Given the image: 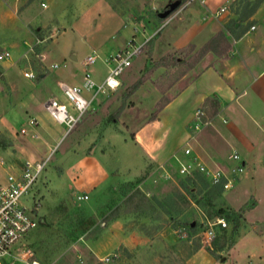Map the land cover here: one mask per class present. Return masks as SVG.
Returning <instances> with one entry per match:
<instances>
[{
    "label": "rangeland",
    "instance_id": "rangeland-1",
    "mask_svg": "<svg viewBox=\"0 0 264 264\" xmlns=\"http://www.w3.org/2000/svg\"><path fill=\"white\" fill-rule=\"evenodd\" d=\"M32 1L0 0V51L10 52V58L0 62V159L19 164V156L48 158L31 191L39 202L38 224L0 264H264V254L255 251L264 241L262 129L252 128L250 120L234 110L222 114V122L203 103L195 109L194 95L205 91L198 81L202 65L188 68L187 63L204 38L196 34L181 45L183 24L176 22L198 1L180 8L183 0H99L78 12L70 6L38 7L34 0V16L24 15L23 7ZM255 1L205 0L197 22L212 19L228 27L238 20L245 29L255 21L238 15L249 12ZM221 4L228 12L212 15ZM62 23L66 31L57 36ZM168 28L172 30L166 36ZM130 38L147 40L120 75L121 85L97 95L65 133L66 127L48 115L42 102L52 95L67 101L58 81L74 84L91 51L99 57L87 69L96 81L102 80L107 72L103 58ZM171 57L184 61L172 62ZM54 62L59 66L50 68ZM26 63L35 77L23 76ZM140 78L143 81L126 95ZM197 109L203 113L199 117ZM31 117L36 126L27 123ZM215 117L212 130L207 123ZM232 124L262 142L248 152L241 150L235 134L227 132ZM22 127L27 133L20 132ZM233 148L242 151L243 170L229 189L213 187L198 169L181 172L185 163H201L227 173L230 162L237 163L228 157ZM6 171L7 165L0 164V179ZM79 194L87 198L78 200ZM245 202L251 207L238 222L225 219L226 226L215 227L207 243L203 224L220 217L218 208L237 210ZM25 203L31 207V201ZM121 213H129L119 221L122 228L119 223L110 228L107 221ZM121 232L130 241L113 245L111 236Z\"/></svg>",
    "mask_w": 264,
    "mask_h": 264
},
{
    "label": "built area",
    "instance_id": "built-area-1",
    "mask_svg": "<svg viewBox=\"0 0 264 264\" xmlns=\"http://www.w3.org/2000/svg\"><path fill=\"white\" fill-rule=\"evenodd\" d=\"M191 1L195 0H185L180 8L187 6ZM196 1L205 3V0ZM41 5L46 6L44 2H41ZM226 10L227 6L222 4L215 9L214 15L219 16ZM254 27V25H250L249 29L252 30ZM146 40L147 38L142 41L130 38L122 47L106 55L103 58V63L107 67V72L100 81H96L87 69L99 57L98 53L91 51L83 59L85 68L81 75L80 84H68L64 81H58V86L67 101H61L52 95L42 102V107L53 120L66 127L65 133L69 132L82 119L97 95L113 91L121 85L120 75L125 68L132 64L133 58L141 52ZM9 58L10 52L8 50L0 51V62ZM58 66V62L50 64V68ZM22 74L26 78H33L36 75L29 63L24 65ZM84 92H87L88 96L84 95ZM201 114H203L202 111L197 109L196 116L199 117ZM37 122L33 117L27 121L32 127L36 126ZM20 132L27 133V130L22 127ZM36 136L35 132H31V137ZM184 153L188 154L189 148H185ZM47 158L42 160L24 159L16 166L7 167L6 174L0 179V259L9 255L11 249L38 224L39 218L36 212L39 202L34 199L31 191L40 178ZM229 158L235 162L237 161V163L231 166L227 173L221 168L210 170L201 163L195 164L196 166L185 163L186 165L181 167V172L188 174L194 169H198L204 175H208L212 184L220 182L222 189L226 190L233 185L236 176L243 170L242 164H239L240 155L236 151H233ZM0 164H6V162L0 159ZM76 198L83 200L87 198V195L79 194ZM28 200L32 202L31 207L25 203ZM225 226L226 221L222 216L205 222L202 230L204 240L209 243L215 235V227L223 229ZM27 264L40 263L33 260Z\"/></svg>",
    "mask_w": 264,
    "mask_h": 264
},
{
    "label": "crops",
    "instance_id": "crops-1",
    "mask_svg": "<svg viewBox=\"0 0 264 264\" xmlns=\"http://www.w3.org/2000/svg\"><path fill=\"white\" fill-rule=\"evenodd\" d=\"M33 1L31 4L23 7L24 9L22 12L24 15H31V17L34 16V13H31L33 10L31 5H34L35 3ZM37 1H39L38 7H40L41 2H44L46 7L56 5L57 7L62 8L70 6L78 12H83L86 11L89 6L93 4V2H97L99 0ZM199 5L205 6L206 4L198 1V4L196 3L191 8L186 10L184 15L179 17L176 22V24H183L182 33L184 35V39L181 45L191 41V38L196 36V34L204 38L202 43L203 45L217 32L223 31L229 38L230 48L226 54L223 55H218L214 51L210 50L195 65V67L200 64L202 65L199 68L200 75L198 76V81L202 84V90H205L204 92L202 91L198 93L197 96L194 95L197 103L195 109L197 107H201V103H203L205 108H211L215 114H218L217 118H221L222 122H226V119L221 116L222 114L234 111L238 112L243 116V118L245 117L244 119L250 120L252 128H261L263 133L262 137H264V0L261 1L259 6L249 16L250 19H254L255 21L254 24H251L255 26L252 30L249 29L250 25L243 29L241 26L242 22H236L235 25L230 28L229 26L226 27L223 24H214L212 19L204 24L198 23L197 20L201 14ZM8 10H11V8L8 7ZM65 12H67V10H64V13ZM227 12L228 10L221 14V16L225 15ZM117 14L124 16L121 13ZM35 15H37V13H35ZM212 15H214V12ZM63 24L64 23L59 25L61 29L57 36L66 31ZM133 26L135 27V24H133ZM62 27L64 28L62 29ZM171 30L172 28H168V31L164 32V34L168 36ZM177 38H180V35H177L175 40H177ZM208 56L210 57V60H208L207 63H204L203 61L205 57ZM70 57H73V59L76 58L74 54H71ZM43 75V73L40 74V77ZM72 82L74 84L81 82V76L75 77ZM209 95L211 98L208 100L207 96ZM217 118L215 117L212 122L209 121L207 123L210 124L212 130H216L214 126ZM228 130L229 131L227 132H230L231 135L234 136L235 134L236 141L239 142L240 146H242L241 150L244 149L248 152L253 149L255 145L262 142V139L260 141L255 140L253 134H244L240 131L239 125L237 124L230 125ZM211 149L214 148L211 147ZM233 151L237 152L239 150L237 148H233ZM230 154H228V157ZM239 155L241 157L242 151H240ZM18 158L20 159L19 164L22 160L28 159L22 156H19ZM230 163L231 166L235 165L234 162ZM6 165L7 167H13L18 165V163H6ZM128 214L129 213H121L115 217H111L107 221L108 226L111 228L115 224L119 223L122 228L121 222L119 221ZM123 232L116 235L117 237L114 236V234L111 236V241H114L113 245H127L130 238H128L127 235H124ZM261 237H264V233ZM255 251L256 253L264 254V241L259 244Z\"/></svg>",
    "mask_w": 264,
    "mask_h": 264
},
{
    "label": "trees",
    "instance_id": "trees-1",
    "mask_svg": "<svg viewBox=\"0 0 264 264\" xmlns=\"http://www.w3.org/2000/svg\"><path fill=\"white\" fill-rule=\"evenodd\" d=\"M185 0H183L184 2ZM262 0H256L255 4L253 5L252 8H250L249 12H246L245 14L238 15L240 18H242L243 20L247 19L254 11L255 9L258 7L259 3ZM176 8H174L173 10H175ZM172 10V11H173ZM159 19H161V17H158ZM238 21V20H237ZM236 20H231L230 21V27H233L235 25V23L237 22ZM230 48V42H229V38L228 36L223 32V31H219L217 32L214 36H212L207 42H205L203 45H201L189 58L188 61V68L193 67L208 51L212 50L214 51L216 54L218 55H223L226 54V52L228 51V49ZM172 62H177V61H181L183 62L184 60L180 59V58H175V57H171ZM157 65L160 64V62H155ZM164 63V62H163ZM165 64H167L165 62ZM39 77V76H37ZM144 78H140L133 86V88H131L126 95H129L132 90L134 89V87H136L137 85H139ZM120 109H122V106L119 108L118 111H120ZM118 113V112H117ZM213 187L218 188L219 190L222 191V186L221 183H216L212 185ZM250 204H247V202L243 203L237 210L231 209V210H225L224 208L220 207L216 210L217 215L224 217L225 219L229 220V221H233L235 222L234 224H236L238 222V219L240 217H242L243 212L245 210H247L248 208H250ZM201 225V224H200ZM188 227L191 229H194V227L191 224H188Z\"/></svg>",
    "mask_w": 264,
    "mask_h": 264
},
{
    "label": "water",
    "instance_id": "water-1",
    "mask_svg": "<svg viewBox=\"0 0 264 264\" xmlns=\"http://www.w3.org/2000/svg\"><path fill=\"white\" fill-rule=\"evenodd\" d=\"M173 8H174V7H173ZM173 8H171V9H169V10H166V11L160 13L159 16H160L161 18L166 17V16L172 11Z\"/></svg>",
    "mask_w": 264,
    "mask_h": 264
}]
</instances>
